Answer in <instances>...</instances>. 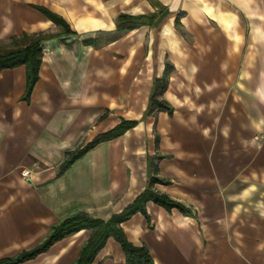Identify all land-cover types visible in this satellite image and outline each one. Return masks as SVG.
Instances as JSON below:
<instances>
[{"label":"crops","instance_id":"1","mask_svg":"<svg viewBox=\"0 0 264 264\" xmlns=\"http://www.w3.org/2000/svg\"><path fill=\"white\" fill-rule=\"evenodd\" d=\"M120 15L155 20L120 37ZM40 33L28 98L24 65L0 71V261L78 213L107 221L153 180L182 210L148 201L120 224L149 264H264V0H0V48ZM121 120L137 124L58 174ZM89 236L21 264H74ZM91 264L125 257L109 237Z\"/></svg>","mask_w":264,"mask_h":264},{"label":"trees","instance_id":"2","mask_svg":"<svg viewBox=\"0 0 264 264\" xmlns=\"http://www.w3.org/2000/svg\"><path fill=\"white\" fill-rule=\"evenodd\" d=\"M44 15L55 25L60 26L64 32H70L66 23L59 17L41 10ZM154 17L148 16H130L120 15L116 20V30L121 35L127 34L142 26H150L154 22ZM50 38L48 34H22L19 37L10 39L7 48H0V71L4 69H13L24 65L27 71V91L28 98L31 90L38 79V69L41 57V42ZM115 38L108 39V42ZM89 44V42H86ZM152 108L158 110H167L169 113L171 109L164 103L150 99L148 111ZM137 121L121 120L119 125L111 131L96 137L92 142L87 144L82 149H77L73 152H68L65 161L59 167V175L64 174L75 161L83 157L87 152L92 150L98 144L115 139L123 135L127 130L136 126ZM153 180H150L148 187L121 213L112 215L107 221L100 219H93L86 214L78 213L74 216L65 218L58 225L51 228L47 238L38 246L29 251H25L20 255L0 261V264H21L31 260L39 254L45 252L55 242L78 233L81 230H89L90 236L83 245L80 255L74 264H91L96 254L103 248L106 240L112 237L120 246L124 257L125 264H149V255L144 247H134L130 244L120 227V224L129 220L134 214L140 212L144 213V204L152 201L165 208L176 207L180 210L182 208L172 202L165 196L154 194L150 191V185Z\"/></svg>","mask_w":264,"mask_h":264},{"label":"built area","instance_id":"3","mask_svg":"<svg viewBox=\"0 0 264 264\" xmlns=\"http://www.w3.org/2000/svg\"><path fill=\"white\" fill-rule=\"evenodd\" d=\"M21 177H22L23 179L28 178V177H29V171H28V170H23V171L21 172Z\"/></svg>","mask_w":264,"mask_h":264}]
</instances>
